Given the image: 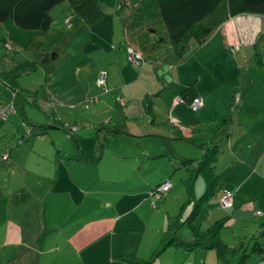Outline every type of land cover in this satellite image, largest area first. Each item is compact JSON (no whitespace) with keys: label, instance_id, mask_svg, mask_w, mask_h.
<instances>
[{"label":"rangeland","instance_id":"obj_1","mask_svg":"<svg viewBox=\"0 0 264 264\" xmlns=\"http://www.w3.org/2000/svg\"><path fill=\"white\" fill-rule=\"evenodd\" d=\"M96 1L102 15L94 22H84L76 17L67 1H62L52 7L49 10L51 19L49 29L34 37L27 50L10 44L4 29L0 27V70L6 74L4 77L7 78V81H12L18 89L27 91L31 95L26 102L22 100L20 103L22 106L20 112L9 114L5 120H0V152H3L5 145H7V148L19 152L18 159L22 157L21 153L24 155L22 163L28 166L39 164L43 168L47 164L42 158L45 157V150L49 149L48 152H50V157L53 160L54 158L64 159L67 157L65 151H74L73 148L76 145L69 133L72 130V132L76 131V134L73 133L72 136L78 141L77 145L80 150L88 155L92 151L94 155L92 158L88 157L86 161L84 159L77 161L80 165L74 169L68 167L69 173L71 172V180L76 181L81 189L89 191L88 193L91 191L92 195L95 196L111 198V196H117L119 189L122 188L119 173L124 171V176L126 175L129 179L128 193L130 194L129 205L131 210L128 213L130 229L128 236L115 234L112 238L110 236L105 238L111 243V248L106 251L91 250L88 256L81 252L78 257L72 258L60 256V252H55L40 258L38 264H108L106 263L107 259H117L120 253H128V247L138 244H141V249H143L142 260H145L146 263L128 258L126 259L127 264H160L157 259L153 263H147V261L162 240V233L160 232L166 215L172 224L171 222L175 220L181 205L184 203V198L181 200L182 198L177 194L176 198H173L171 194L165 193L155 200L150 197L146 184L151 185L158 181L161 174L163 175L166 170L168 171L167 178L180 188L181 196L184 194V187L180 179L185 177L186 172L184 169L173 170L165 157L152 160L145 158L144 162H149V167L132 172L130 167L133 162L132 158L137 160L141 157L140 149L145 148L149 156H154L158 153L157 151H164L161 149L162 146L170 152V149L176 145L163 144L159 139L152 137L132 138L126 135L125 130H118L122 131V134L112 133L109 137L107 136L109 131H117V128L124 129L125 127L122 121L116 123L109 119L111 108H113L114 117L118 115L116 109H122L120 101L114 100L116 102V108H114L111 103L112 100L105 95L107 93L106 84L104 83L102 86L96 84L98 75L106 73L105 65L110 61L109 58L113 52H110L109 48L115 45L121 47L126 34L127 40L131 41L133 45H139L143 53L149 56V62L153 63L154 69H157L155 70L158 71L157 74L153 73L152 78L146 74L154 85L170 81L171 73L179 67L177 65L187 61H189L187 74L181 75L178 72H173L175 79L183 82L185 79L195 81L197 77H200L201 83L206 84L211 90L210 92L228 88V84L234 85L237 78V83L240 84L246 80L244 74H248L252 79V83L247 85L250 87L247 99L251 102L248 111H252L250 116L263 115L264 17L250 15L229 19L227 25L229 35L232 38L238 37L232 44L233 47H236L237 55L235 52L232 54L231 48V50L226 49V52L216 49L209 59H203L199 62L193 56L196 51L194 46H190L182 57L171 53L154 0ZM243 19L246 21L259 20V30L255 32L256 28H252L250 25L245 26L248 31L237 30L236 23ZM247 34L248 38L251 36L254 38L251 43L245 44L244 37ZM240 35L243 36V42ZM238 61H240L239 66L241 67L239 77L234 73ZM128 65L131 64L128 63ZM9 95L10 91L6 87V83L0 80V105L9 103L11 99ZM231 108V112H236L239 115L238 107L232 104ZM54 120L61 123V129L44 130L40 128V126L53 123ZM171 121L169 120L170 124H172ZM219 128L220 126H218ZM51 136L55 141L56 151L50 147ZM88 136L91 137V141L87 139ZM219 141H215V145H222V142ZM61 147L65 149L64 152L59 150L62 149ZM100 147L104 150L102 160L99 159L93 163L97 160ZM179 149L189 153L187 145H181ZM114 155L119 158L118 161L114 159ZM201 155L202 152L198 159ZM161 161L162 164H160ZM0 167L2 172L5 170L7 173L8 164L6 162H0ZM7 175L5 174L3 177L5 183L3 181L0 190L2 222L7 216L13 217L17 207L18 211H24L25 207L28 206V204L25 206L13 204V180L9 181V185ZM26 176V186L29 189L35 188L37 179L29 173ZM53 176L54 173L51 172L50 178L56 177ZM97 176L103 180H97ZM199 180L201 181V179ZM50 183L51 180H44L40 190L33 192L34 195L38 197L43 195ZM125 187L124 184V190ZM145 191L147 196L141 201V196L145 195ZM216 200L213 197L207 201L205 206L200 208L197 220L194 219L196 224L200 220H204L206 210L210 209ZM33 214L35 216V213ZM33 214L30 216L33 217ZM30 221L31 218L26 222ZM188 225L187 223L183 224L177 235L183 239L186 237L190 239ZM202 228H205V224L202 225ZM27 230L32 232L33 228L31 231L28 228ZM34 237L38 238L35 245L39 247L45 238L46 240L57 238L58 235L54 232L48 233L39 230L35 232ZM168 238L164 237V240L166 241ZM173 250L169 249L170 252ZM195 253L201 254V251H195ZM1 254L0 264H13V251L10 252L9 249L5 251L1 247ZM5 255H10V258H5ZM38 255L37 251H33L32 260H35ZM205 261V264H213L214 253L207 252ZM116 263L126 264L122 258H118Z\"/></svg>","mask_w":264,"mask_h":264},{"label":"crops","instance_id":"obj_2","mask_svg":"<svg viewBox=\"0 0 264 264\" xmlns=\"http://www.w3.org/2000/svg\"><path fill=\"white\" fill-rule=\"evenodd\" d=\"M228 21L223 23L204 44L196 49L193 56L197 61L209 59L216 49L226 52V49H230L238 39L237 36L232 38L229 35ZM258 21L243 19L238 21L235 27L239 31H248L245 26L250 25L252 28H256L255 32H257L260 25ZM240 37L242 41L243 36L240 35ZM253 38L254 36L248 38L247 34L244 37L245 44L251 43ZM116 46H114L116 47L114 49L109 48L110 52H113L109 58L110 61L105 65L107 90L105 95L112 100L111 103L114 108H116V99L122 101V109H116L117 116L114 117L113 108L109 110V119L111 122L116 123L122 121L125 127L124 129L117 128V131H110L111 134H122L123 132L118 130H125L126 135L132 138L152 137L159 139L163 144L176 145L173 146L174 149H170V152L162 146L161 149L164 151L159 150L154 156H149L145 148L140 149L142 158L139 157L137 160L132 158L133 162L130 165L132 172L149 167V162H144L145 158L152 160L165 157L173 170L184 169L182 167L177 168L179 161L190 160L195 165L199 160L202 150L197 147V144L209 143V145H212L216 144L215 141L221 140L219 142H222V145H216L218 155L214 169L220 184L214 197L218 200L221 190H228L233 194L232 205L229 209L222 210L218 207L216 200L210 209L206 210L204 220H200L196 224L197 215L192 224L199 230H204L213 222L225 218V225L219 232L220 241L229 248L236 247L239 242H242L247 253L245 263L264 264V236H259L257 239L258 243L263 246V251L250 252L252 246L250 239L252 237L257 238L264 228V114L250 116L252 111H248L251 102L247 99V94L250 92V87L247 85L252 83V79L248 74H244L246 80L242 83L238 84L237 78L234 85L228 84V88L210 92L208 86L201 83L200 77H197L195 81L185 79L183 82L175 79L173 72H178L181 75L187 74L189 63L187 61L184 64L177 65L179 67L171 73L170 81L154 85L149 77L152 78L153 73L157 74L158 71H155L157 69H154L153 63L149 62V56L143 53L141 47L133 45L145 61L140 70H136L125 62L123 47ZM235 55H237L236 52ZM240 59L242 60L241 57ZM237 64L234 73L239 77L240 61ZM190 84L193 85L195 95L200 97L203 103V107L196 112H191L187 107V103L181 100L183 88ZM234 92L239 93V100L234 104L235 107H238L239 115L236 112H231ZM142 100L149 103L148 108H143ZM227 113L230 115L227 125L221 126L215 133H212L211 129ZM169 120H172V124L169 123ZM69 133L70 138L74 140L76 145L73 148L74 151L68 152L61 147L62 149L59 150L65 151L67 157L64 159L54 158L53 160L50 157V152H48L49 149L45 150V157L42 158L47 164L43 168L39 164L28 166L22 163L24 155L21 153L22 157L18 159L19 152L7 148V145H5L4 151L0 152V158L7 156L5 161L0 159V162L8 164L7 173L5 170L2 172L0 167V190L3 181L5 183L3 177L8 174L6 176L8 178L7 183L9 184V181L13 180V204H22L23 206L28 204L24 211H18L17 207L13 217L7 216L3 222L2 215L0 216V261L2 259L1 247L5 251L8 249L10 252L13 251V264H38L40 258L55 252H60V256L72 258L78 257L81 252L88 256L91 250L106 251L111 248V243L105 238L108 236L112 238L115 234L120 236L130 234L128 213L131 207L129 205L128 177L124 176V171L119 173L122 188L119 189L117 196H111V198L95 196L92 195L91 191L88 193L89 191L81 189L76 181L71 180V172L69 173L68 167L74 169L80 165L77 161L82 159L74 160L70 157L79 154L84 159H88V157L92 158L94 155L92 151L88 155L80 150L77 145L78 141L72 136L73 133L76 134V131L72 132L71 130ZM50 138V147L56 151L53 136ZM87 139L92 140L90 136ZM181 145H187L189 153L187 151L182 152L179 149ZM101 148L97 160L93 163H96L99 159L102 160L104 150ZM113 157L117 161L119 160L117 156L114 155ZM160 164H162V161ZM51 172L56 177L53 176L54 178L51 179ZM28 173L37 179L33 189H29L25 184ZM167 175L168 171L165 170L164 174H161L158 181L153 184H146L145 181L143 183L150 191L158 184L168 181L171 186L166 193L171 194L173 198H176L177 194L182 198L181 200L184 198L185 201V190L184 194L180 196V188L176 183L170 182ZM96 179L103 180L98 176ZM199 179L201 177L197 175L193 182V197L195 199L198 194H202L204 189L203 180L200 181ZM44 180H51L50 186L46 187L43 195L35 196L33 192L40 190ZM124 184L126 185L125 190ZM144 194L141 196V201L146 198V191ZM33 213H35V216ZM32 214L33 217L30 216ZM30 218L31 221L26 222ZM167 219L168 216L166 215L163 226H166ZM203 224H205V228H202ZM163 226L162 231L164 230ZM27 228L30 231L33 228L32 232H29ZM39 230L48 233L54 232L58 237L48 238L47 240L45 238L38 247L35 245L36 237H34V234ZM228 233L230 234L228 235ZM186 239L188 240L189 237H186ZM93 246L95 248H90ZM157 248L154 249L152 254ZM169 249L174 250L170 252ZM33 251H37L39 254L35 260L31 258ZM195 251L200 250L185 252L181 248L167 247L157 256H154L151 262L153 263L157 259L160 264H205V255L209 251H201V254H196ZM141 253H143L141 244L132 245V247H128V253H120L118 258H122V261L126 264L128 258L145 261L142 260L143 255ZM5 258H10V255H5ZM117 259H107L106 263L115 264ZM227 262L228 264H238L236 257L227 258ZM213 264H217L215 253Z\"/></svg>","mask_w":264,"mask_h":264},{"label":"trees","instance_id":"obj_3","mask_svg":"<svg viewBox=\"0 0 264 264\" xmlns=\"http://www.w3.org/2000/svg\"><path fill=\"white\" fill-rule=\"evenodd\" d=\"M62 1H67L74 15L84 22H94L102 15L96 0H0V27L5 31L7 41L22 50H27L34 37L49 29L51 24L49 10ZM154 2L165 30L166 42L169 45L171 53L178 57H182L190 46H194L197 49L204 44L229 19L250 15L264 17V0H154ZM65 21L67 22V20ZM121 46L124 50L126 63L131 64L136 70H140L145 61L131 41L127 40L126 34ZM116 47L112 46L111 48L114 49ZM7 49L10 50L9 47ZM231 49L232 54H234L236 47L231 46ZM127 50L140 55V60L135 64L129 62ZM4 75L6 76L0 70V80L6 83V87L10 91L9 97L11 99L9 103L13 108V113L20 112L19 110L22 107L20 103L22 100L26 102L31 95L27 91L18 89L16 85H13L12 81H7ZM181 95V100L186 102L188 107L193 99L200 98L195 95L193 85L191 84L183 88ZM238 100L239 93L234 92L232 104H236ZM142 102L143 108H148L149 103L144 102V100ZM8 104H2L0 108ZM201 107H203V103ZM229 119L230 115L227 113L211 129V132L215 133L218 126L227 125ZM40 128L44 130H57L61 129L62 126L60 122L54 120L53 123L40 126ZM110 134L111 132L109 131L107 136L109 137ZM197 147L202 150V155L195 165L190 160L178 162L177 168L182 167L186 172L185 177L181 179L186 199L180 207L174 220L175 222L172 221V224H170V219H167L166 226L162 231V240L159 243V247L151 255L147 263H151L153 257L157 256L165 248L174 247L181 248L185 252H193L194 250L213 251L217 264H228L227 258L229 257H236L238 264H246L247 253L243 248L242 242H239L237 247L229 248L219 239V232L226 222L225 218L213 222L204 230H199L192 224L200 208L215 196V192L220 184L218 175L214 171L218 153L217 146L215 144L199 143ZM0 159L1 161H5L7 156H2ZM70 159L83 160L84 158L78 154L70 157ZM84 160L86 161L87 159ZM197 175L203 180L204 189L202 194L195 199L193 197V182ZM157 186L149 191V195ZM222 191L228 190H221L220 195ZM186 223L189 224L188 227L191 234L188 240L177 235L179 228ZM259 236H264V228L260 231L257 238L252 237L250 239L252 242L250 252L263 251V246L257 241ZM164 237L169 238L165 241ZM37 239L36 237L35 244H37ZM141 262L146 263V261Z\"/></svg>","mask_w":264,"mask_h":264},{"label":"built area","instance_id":"obj_4","mask_svg":"<svg viewBox=\"0 0 264 264\" xmlns=\"http://www.w3.org/2000/svg\"><path fill=\"white\" fill-rule=\"evenodd\" d=\"M127 59L129 62L135 64L140 60V55L133 53L131 50H127ZM105 82V73H100L96 80V84L98 86H102ZM122 103L121 100H119ZM122 105V104H121ZM202 106V102L200 98H195L189 104L190 111L195 112L198 108ZM13 108L11 107L10 103L7 106L0 108V120H5L8 114H13ZM4 159V158H3ZM171 184L168 181L161 183L157 186L151 193V198L157 200L161 196H163L169 189ZM232 198L233 194L229 191H222V194L218 198V206L221 209H229L232 205Z\"/></svg>","mask_w":264,"mask_h":264}]
</instances>
